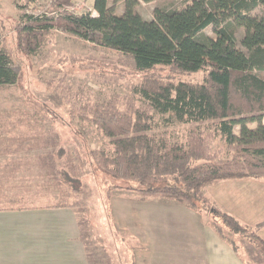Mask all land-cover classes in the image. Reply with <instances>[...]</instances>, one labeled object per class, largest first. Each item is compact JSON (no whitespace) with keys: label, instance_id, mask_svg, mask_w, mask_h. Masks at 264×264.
<instances>
[{"label":"trees","instance_id":"obj_1","mask_svg":"<svg viewBox=\"0 0 264 264\" xmlns=\"http://www.w3.org/2000/svg\"><path fill=\"white\" fill-rule=\"evenodd\" d=\"M23 1L26 6L35 0ZM57 1L60 5L70 3ZM119 1L124 3L121 14L114 6ZM152 1L114 0L115 4L110 5V0H94L96 15L68 11L58 21L28 15L24 30L37 34L61 22L65 29L85 40L97 38L103 46L131 54L138 71L166 66L184 73L205 71L202 83L167 82L152 75L136 92L149 104L153 114H168L175 123L215 122L218 134L230 146L238 148L237 164L241 168L209 162L196 164L205 159L200 142L186 145L178 136L174 140L167 132L152 133L156 126L144 118L132 123L109 118L111 125L103 123L101 129L112 138L115 155L110 158L104 151L94 154L103 168L128 183L116 188L136 192L139 200L161 197L184 204L203 216L211 212L227 230L235 236L257 241L264 252V239L259 235L262 223L241 222L204 193L205 186L218 180L264 179V11H257L264 8V0H191L174 10L155 8L153 18L145 19L137 8L141 2ZM210 26L216 33L214 38L205 33ZM237 27L245 30L240 41L245 50L238 45L234 31ZM17 81L19 75L10 66L8 52L0 48V85ZM240 103L245 106H239ZM252 124L256 127H251ZM236 127L239 134L235 133ZM15 128L12 138L23 139L19 126ZM59 150L60 154L66 153L64 148ZM233 161L236 163L235 158ZM57 166L52 165L49 179L39 189L50 191L52 184H61L65 196H72L77 190L68 187L76 180L73 171L68 163L56 169ZM54 171L58 176L50 180V173ZM16 172L10 170L7 177H13ZM3 191L1 185L0 210L30 208L23 203L27 198L36 201L41 198L34 195L18 202V199H6ZM50 206L75 208L74 203L62 199L33 207ZM133 241L136 240L131 238V245Z\"/></svg>","mask_w":264,"mask_h":264},{"label":"rangeland","instance_id":"obj_2","mask_svg":"<svg viewBox=\"0 0 264 264\" xmlns=\"http://www.w3.org/2000/svg\"><path fill=\"white\" fill-rule=\"evenodd\" d=\"M69 1L60 5L57 0H35L25 6L23 0H0V48L6 49L10 66L19 75V81L0 85V186L8 200L19 202L25 197L41 196L40 201L27 198L23 202L32 207L61 199L74 203L91 264H131V248L136 241L131 245L129 224L113 223V215L122 220L125 214L116 199L131 191L116 188L128 183L103 168L94 154L104 151L110 158L115 155L112 138L101 129L103 123L111 125L109 118L115 117L122 123L139 118L153 121L156 128L152 133L167 132L186 145L200 142L205 159L196 161L198 165L209 162L239 169L238 148L218 134L215 122L175 123L168 114H153L136 92L152 75L167 82L202 83L205 71L184 73L170 66L138 71L131 54L103 46L97 38L85 40L65 29L61 22L37 34L24 30L28 15L58 21L68 11L97 14L94 0ZM190 1L154 0L141 2L137 9L143 18L151 19L155 8L174 10ZM114 4L110 0V5ZM114 6L117 13H123V1ZM257 11L262 13L264 8ZM213 29L210 26L205 33L214 38ZM234 31L239 47L244 49L240 44L244 28ZM18 126L23 139L12 138ZM235 133L239 134L238 127ZM60 148H64V155L58 152ZM64 163L69 164L76 179L68 186L77 189L72 192L69 188L72 196H65L61 184H52L50 191H40L52 165H58V169ZM10 170L18 172L7 177ZM54 175L58 176L55 171L50 173V180ZM209 213L208 219L225 229L221 231L223 235L234 242L249 263L264 264V252L257 241L235 236Z\"/></svg>","mask_w":264,"mask_h":264},{"label":"crops","instance_id":"obj_3","mask_svg":"<svg viewBox=\"0 0 264 264\" xmlns=\"http://www.w3.org/2000/svg\"><path fill=\"white\" fill-rule=\"evenodd\" d=\"M204 190L241 222L262 223L264 239V179L218 180ZM116 200L125 214L122 220L113 215V223L129 224L136 240L131 264H251L221 225L184 204L161 197L139 200L133 191ZM0 264H91L76 209L0 210Z\"/></svg>","mask_w":264,"mask_h":264}]
</instances>
